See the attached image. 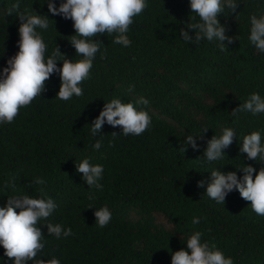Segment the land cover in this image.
Returning a JSON list of instances; mask_svg holds the SVG:
<instances>
[{
    "label": "trees",
    "instance_id": "1",
    "mask_svg": "<svg viewBox=\"0 0 264 264\" xmlns=\"http://www.w3.org/2000/svg\"><path fill=\"white\" fill-rule=\"evenodd\" d=\"M54 2L59 7L61 0ZM237 3L236 13L225 8L218 17L228 29L226 35L236 39L222 52L217 40L192 44L180 36L187 23L199 22L190 0H148L149 7L127 33L130 47L113 43L114 36L98 38L103 45L90 79L80 85L83 96L67 102L56 98L59 90L52 93L50 83L60 77L54 74L42 96L21 108L19 118L0 123V207L15 196L41 198L43 187V198L53 199L60 210L67 208L61 211V224L73 235H49L46 225H55V219L41 220L38 226L45 239L64 243L55 251L45 241L46 249L37 259L51 254L60 264H171L172 254L188 250L187 240L199 231L202 242L214 243L234 264H264V216L257 215L238 191L219 204L206 195L207 183L198 187L201 180L210 182L213 170L236 172L242 178L237 170L245 165L257 173L264 167L240 152L243 138L254 131L261 132L264 143V113L231 114L252 93L264 98V53L249 39L250 17L264 14V0ZM15 4L19 12L49 18L47 30L37 29L48 46L47 56L58 46L73 62L82 59L69 42L76 34L73 22L53 16L46 0H0V50H19L21 21L16 10L9 15ZM189 34L195 38L194 32ZM3 61L0 57V64ZM58 62L62 68V60ZM113 96L149 101L144 106L152 119L148 138L116 140L107 123L92 135L93 121L106 98ZM223 128L234 129L237 138L222 160L208 162L207 142L220 137ZM204 129L208 131L203 135ZM188 135H203L197 139L199 151L185 143ZM101 138L96 150L94 144ZM85 158L103 166V190L89 188L78 173L76 164ZM63 170L69 176L49 175ZM37 178L46 183L35 184ZM102 207L112 213L104 228L96 225L94 215ZM194 217L200 224H192ZM4 253L0 245V264H14Z\"/></svg>",
    "mask_w": 264,
    "mask_h": 264
},
{
    "label": "clouds",
    "instance_id": "2",
    "mask_svg": "<svg viewBox=\"0 0 264 264\" xmlns=\"http://www.w3.org/2000/svg\"><path fill=\"white\" fill-rule=\"evenodd\" d=\"M48 10L53 16H61L63 19L71 20L75 35L69 41L75 49L76 55L82 59L73 62L61 53L57 46L52 55L47 56L48 46L37 29L47 30L49 18L44 15L25 14L19 12V4L13 5L17 11L21 24L19 27L18 52H6L0 50V57L4 61L0 64V123H13L21 116V108H28L34 100L41 97L46 91V84L54 74L60 78L52 79L50 87L52 93H56L61 101H70L73 96L81 97L84 89L80 86L84 81L90 79L91 70L97 53L101 52L103 42L98 40L101 36H114L113 43L123 47H130L132 41L127 33L135 18L144 13L149 7L148 0H61L57 7L54 0H46ZM225 8L236 13L237 0H190L191 13L199 17V22H190L180 30V36L186 43L199 44L202 40L219 41L220 50L226 51L228 45L233 44L236 39L226 35L228 29L221 25L219 16ZM251 34L250 41L255 48L264 53V14L250 17ZM194 32L195 38L189 33ZM15 55V56H13ZM11 57L7 60V58ZM58 58L62 60V68L57 67ZM100 58L106 59V54L101 53ZM49 92V96L52 95ZM103 111L93 121L91 126L92 135L102 132L105 123L114 128L112 136L119 140L120 137H139L145 140L151 135L152 119L145 110L149 101L140 98L138 101L122 99L120 97L106 98ZM238 113H251L253 116L264 113V98L258 93H252L248 99L232 111V115ZM208 131L204 129L203 135ZM188 135L185 143L195 151L200 148L197 139ZM236 137L232 128H223L220 137L213 136L207 142L204 157L208 162L220 161L225 156V150L230 148ZM101 140H97L94 148L99 150ZM240 147L241 153L247 154L249 161H256L264 165V143L259 131H254L243 138ZM187 150V149H186ZM78 173L82 174L84 183L89 188L103 190L100 181L103 179L104 168L102 165L93 166L89 159L85 158L76 164ZM243 177L238 178L236 172L222 173L219 170L211 171L210 182L201 180L198 187L203 188L207 183L206 195L219 204H225L226 197L233 191H238L240 197L250 202L251 209L259 216H264V167L257 169L251 165H245L242 169ZM49 175H57L63 178L69 176L65 170L50 172ZM37 185H44L43 179L34 181ZM62 191H68V186ZM60 190V189H57ZM41 198H29L28 196H15L8 198L7 205L0 207V245L5 250V256L14 261V264H60L59 258L51 254L37 259L38 254L46 249L45 241L53 250L63 245V240L55 238L45 239L41 228L38 226L41 220L55 219V225H46L49 235L60 238L73 235L71 228L64 229L61 224L62 212L60 204L57 205L51 198H43L44 188L39 189ZM89 200L93 197L89 195ZM63 197L61 198V200ZM89 208H92L91 205ZM17 209L20 211L17 212ZM86 213V208L82 209ZM62 211V212H61ZM96 225L100 228L106 227L112 213L107 207L96 209ZM64 221V218H63ZM200 218L194 217L192 224H200ZM66 223V222H65ZM67 224V223H66ZM202 233L196 231L187 240V249L176 251L171 256V264H234L231 257H226L217 246L209 242H202ZM44 241V242H43ZM64 259V258H63ZM29 261H34L29 262Z\"/></svg>",
    "mask_w": 264,
    "mask_h": 264
}]
</instances>
